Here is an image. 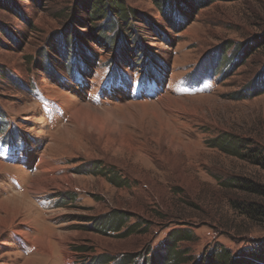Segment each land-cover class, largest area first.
<instances>
[{"label":"rangeland","instance_id":"rangeland-1","mask_svg":"<svg viewBox=\"0 0 264 264\" xmlns=\"http://www.w3.org/2000/svg\"><path fill=\"white\" fill-rule=\"evenodd\" d=\"M81 1L0 0V132L18 129L35 161H0V264H143L181 228L195 235L180 243L184 264L264 243V0H125L141 16L126 30L92 21ZM149 59L163 81L148 91L92 97L74 80L101 77L97 89L108 65L135 74ZM35 88L68 116L49 122ZM81 104L110 109L105 126L76 116ZM38 177L56 184L37 190ZM15 232L37 247L22 253Z\"/></svg>","mask_w":264,"mask_h":264},{"label":"trees","instance_id":"trees-1","mask_svg":"<svg viewBox=\"0 0 264 264\" xmlns=\"http://www.w3.org/2000/svg\"><path fill=\"white\" fill-rule=\"evenodd\" d=\"M82 3L84 4V7H85L84 9H86L87 14L92 21L96 19H105V21L108 23L107 26L109 28H114L117 25V27L119 26L126 30V28L128 27L131 28V26L134 25V22L138 21V17H141L137 11H135L131 6H129L126 3L125 0H84V1H81V4ZM136 31L137 33H140L139 30H136ZM80 56H81L82 64L86 63L87 65L90 66L92 65L91 62L96 61L95 57L88 55L85 51L81 52ZM148 62H150V65L145 70H139L136 73L137 74H147L153 77L160 74V71L156 69L159 67L157 65V62L156 61L153 62V60L151 59H149ZM119 63L120 62L117 61V63L114 64V66L108 65L109 68L112 69L113 74H115L118 77L132 74V73L127 72L125 69V67L130 65L129 61L124 63L125 67L120 66ZM91 73L93 72L90 71L89 74ZM3 74L5 77L10 78V75L6 72V70H4L3 68H0V75H3ZM261 86H263V91H264V81L261 82ZM242 95L243 94H241V97H243ZM4 129H5V126H3V130ZM16 135L18 136V134ZM221 138L223 137H220V138L217 137L215 140H213V145L215 147L220 146V149L222 150L226 149L225 151L234 153V152H231L229 149L225 148L226 146L224 147V144H221V143L217 144L216 141ZM225 145H228V144H225ZM260 163L264 166V161ZM95 169H99L98 172H90V173L92 174L94 173L98 175L101 174L102 176L107 177L108 181H110L116 186L122 185V182H118L113 179L114 176L112 175L108 176L107 174L108 172H104V168L96 167ZM256 211L264 212V210H256ZM137 226H138L137 224H132L131 226L127 227L126 232L133 231L135 227ZM93 227L95 229H98L96 226H93ZM115 227L117 230H121L124 227V224H120L119 222H117L115 224ZM194 240H195V235L186 228L172 230L169 233V236L167 237V239L163 243H161L160 246L156 250L154 249V250L149 251L151 254L150 255L151 257L150 258L146 256L142 257L143 261L141 262H143V264L145 261H146V264H184L185 258H182V257H184L183 255L189 249L179 250L180 243L181 242H192ZM141 256L142 255L139 254L137 257H141ZM137 257L135 258L134 255H129V256L120 257V259H118L113 256L111 257L102 256V258H100L98 262L99 264H110L112 261L115 260L116 264H138ZM204 259H207V264H222V263L223 264H260V263H264V243L259 242V241L256 242L254 247L246 249L242 253V255L234 259L231 257L229 251L219 250V249L215 251H210L208 256H206ZM204 259L200 260L201 264H205L203 262Z\"/></svg>","mask_w":264,"mask_h":264},{"label":"bare ground","instance_id":"bare-ground-1","mask_svg":"<svg viewBox=\"0 0 264 264\" xmlns=\"http://www.w3.org/2000/svg\"><path fill=\"white\" fill-rule=\"evenodd\" d=\"M108 110H110V109L93 107V106H91L89 104L88 105L87 104H81V105L78 106V109H76L75 111H76V116H78L80 118H86V119H96L97 122L100 123V127H103V126H105L104 123H105L106 118H107L106 116L108 115V113H104V112H107ZM107 121H108V119H107ZM107 121H106V123H107ZM1 162L4 163L3 161H1ZM33 162L35 164V161H33ZM33 162H31L29 164L32 165ZM46 165H47V163H45L43 165L44 166L43 169L44 170L46 169V171H47L48 168L46 167ZM24 171H26V170H24ZM56 180H57V178H54V177H50L49 179L39 178L38 177L37 179H35L33 187H35L37 190L38 189L41 190V189H44V188H47V187L55 185L56 184ZM20 184H22V181H20ZM13 193H16V192H13ZM16 234L17 235H21L19 233H16Z\"/></svg>","mask_w":264,"mask_h":264},{"label":"crops","instance_id":"crops-1","mask_svg":"<svg viewBox=\"0 0 264 264\" xmlns=\"http://www.w3.org/2000/svg\"><path fill=\"white\" fill-rule=\"evenodd\" d=\"M25 190V189H24ZM27 231H31V227H27ZM15 237L16 238H18L17 240H19L22 244H23V247H22V253H26V251H33L34 250V248L35 247H37V246H34V244L33 243H28V242H25L24 240H23V237L21 236V235H17L16 233H15ZM28 253H30V252H28ZM67 261V260H66Z\"/></svg>","mask_w":264,"mask_h":264}]
</instances>
